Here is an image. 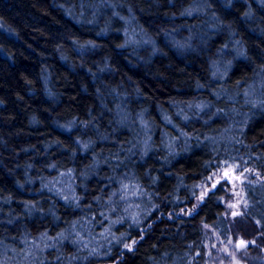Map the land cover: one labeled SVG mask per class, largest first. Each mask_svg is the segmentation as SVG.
Masks as SVG:
<instances>
[{
    "label": "trees",
    "instance_id": "16d2710c",
    "mask_svg": "<svg viewBox=\"0 0 264 264\" xmlns=\"http://www.w3.org/2000/svg\"><path fill=\"white\" fill-rule=\"evenodd\" d=\"M0 47V264H204L233 166L264 240L260 0H0Z\"/></svg>",
    "mask_w": 264,
    "mask_h": 264
},
{
    "label": "rangeland",
    "instance_id": "374dc122",
    "mask_svg": "<svg viewBox=\"0 0 264 264\" xmlns=\"http://www.w3.org/2000/svg\"><path fill=\"white\" fill-rule=\"evenodd\" d=\"M232 167L215 171L204 187V194L213 185H223L226 193L223 202L225 215L230 225L227 237H222L218 231L206 229L204 238V264H264V240L258 223L248 213V202L245 192V182L256 175L251 168L234 167V179L224 176V171ZM218 181V183H217ZM233 213H236L233 215ZM240 241H245L240 246Z\"/></svg>",
    "mask_w": 264,
    "mask_h": 264
},
{
    "label": "clouds",
    "instance_id": "9594fccd",
    "mask_svg": "<svg viewBox=\"0 0 264 264\" xmlns=\"http://www.w3.org/2000/svg\"><path fill=\"white\" fill-rule=\"evenodd\" d=\"M230 2H231V0H229V3H230ZM260 3H261V4H264V0H260ZM250 14H251V7H249V10H248L247 13H245V15H250ZM2 52H3V48L0 47V53H2ZM35 119H36V118H35L34 116L30 117V118H29V122H30V123L35 122ZM74 123H75V121L72 122V124H74ZM71 126H72V125L69 124V125H66L65 127L70 128ZM77 140L79 141V143L83 144V147H84L85 149H87L88 146H89V144L91 143V141L84 142V141L80 140L79 137L77 138ZM153 183H155V179H153ZM27 206H28V205H26V207H27ZM113 239H118V238L114 236ZM125 247H127V245H125Z\"/></svg>",
    "mask_w": 264,
    "mask_h": 264
},
{
    "label": "snow or ice",
    "instance_id": "6c2138e0",
    "mask_svg": "<svg viewBox=\"0 0 264 264\" xmlns=\"http://www.w3.org/2000/svg\"><path fill=\"white\" fill-rule=\"evenodd\" d=\"M234 167L235 166H233L232 168L226 169L224 171V176L229 177V178H234V179H240L239 176H235V177L232 176V173L234 171ZM209 179H211V177ZM217 183H218V181H217ZM213 187H215V185H213ZM200 199H203V194L200 196ZM235 214L236 213H233V215H235ZM245 243H246L245 241H240V246H244Z\"/></svg>",
    "mask_w": 264,
    "mask_h": 264
}]
</instances>
